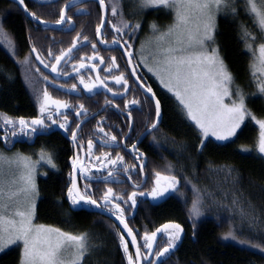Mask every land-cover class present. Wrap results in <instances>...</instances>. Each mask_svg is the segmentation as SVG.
<instances>
[{
	"label": "snow or ice",
	"instance_id": "obj_1",
	"mask_svg": "<svg viewBox=\"0 0 264 264\" xmlns=\"http://www.w3.org/2000/svg\"><path fill=\"white\" fill-rule=\"evenodd\" d=\"M17 2L23 6L24 11H28L24 0H17ZM99 3L103 8L104 0H99ZM136 7L140 11L164 9L173 13V22L165 30L160 31L155 22L149 25L154 32H158V35L155 36L156 53L154 66L148 67L146 63L144 66L148 67V71L153 72L164 88L176 97L186 118L198 130L197 151L202 152L207 147L210 137H214L216 141H229L230 138L237 135L238 129L241 128L247 118L259 126L256 151L260 158L264 159V118H258L247 106L249 94L245 93L243 88L236 83L235 76L225 63L220 48L217 46V15L223 12L226 15L238 17L240 13L238 0H137ZM118 8V2L112 5L113 16L118 14ZM243 11L252 20L255 30L241 23L239 38L243 42L246 52L253 57V62L250 64L251 76L257 92L264 96V0H243ZM28 14L40 23H45L35 12ZM120 14L122 15V13ZM66 19L71 23L72 18L66 16L65 10L61 9L59 20L56 23H63ZM103 24L104 21H102L101 26ZM112 28L116 33L111 42L112 45L123 49V55L127 58V65L131 68L130 74L139 81L140 77L136 75L138 65H133L132 59L135 54L132 50L134 46L130 41L136 32L142 28V22L133 23L122 18L120 24H112ZM96 34L98 36L101 34L100 26L97 27ZM77 36L78 39L73 41L70 48L62 50L60 55L54 57L55 63L45 64L39 54H37L36 59L44 67L50 66L53 73L68 76L69 73L67 72H58V65L76 49L78 43L88 40L85 36L83 41H80V34ZM125 36L128 39H124ZM0 40H3L7 45L10 55L15 57L17 55L16 46L3 30L2 24H0ZM104 42L106 43V41ZM92 48L93 56L82 57V61L96 58L98 55L96 45L92 44ZM31 51L35 53L37 50L33 46ZM48 55L52 56L51 50H49ZM29 59L26 57L23 61L16 62L27 64ZM100 60L103 62L102 57ZM140 63H144L143 58H141ZM86 67L87 65L81 62L78 66L73 65V71L79 74L80 70ZM95 67L96 65L93 64L92 68ZM113 70L119 71L114 56L111 57V63L106 71L111 73ZM8 78L11 79V76ZM47 79L44 77L45 81ZM112 79L124 88L123 95H126L128 80L125 78V74L121 72L119 75L113 76ZM79 83L89 93L97 88V84L102 85L108 92H112V89L108 88L107 83L99 75L92 82H86L84 76L80 75ZM140 86L145 87L143 84ZM59 87L63 88L64 86L60 85ZM76 87V84L71 86L72 90H76ZM113 95L115 96L117 93H113ZM37 99L39 116L30 120L24 117L12 118L7 114L0 113V131L3 132L0 140L6 146L14 145L17 142L16 138L20 136L31 139L37 135L47 134V130L52 125H58V128L62 129L64 133L70 134V142L74 148L83 149L85 146L78 138L82 124L76 123L75 128H73L72 123L74 121H70L66 112L62 111L70 109L69 103L54 99L47 88L43 90L42 96ZM145 99L154 102L157 119L150 125V131H155L162 117L161 101L156 98V94L150 86H146ZM106 103H111V101H106ZM138 104L140 101L133 99L125 103V108ZM72 110L75 111L77 120L87 111L83 104ZM127 116L131 120V111H128ZM98 132L107 137L103 141L105 145H111L117 140L115 135L106 133L103 127H99ZM93 146V140L89 139L86 152V157L89 160L93 157ZM132 150L137 151L135 144L132 145ZM241 150L250 152L248 148L242 147ZM136 159L140 161L138 170L143 173L145 161L142 154H138ZM123 161L124 157L119 153L113 158L111 153L105 152L95 157V164L88 166L81 159L79 152H76L70 158L72 172L69 174L71 183L67 186V198L74 208L82 205L103 207L107 209L108 214L116 217L119 224L123 226L118 236L120 247L127 258V264H166L168 256L174 253L178 244L182 242L183 226L180 223L167 222L155 228L154 231H145L142 236L144 249L142 252L141 245L137 242V236L133 234V229L128 226L125 209L121 207V203L134 208L137 204V196L147 195L156 200L164 197L170 191H178L180 181L176 175L155 171L151 191L148 193L133 191L127 200L114 194L113 189L109 187L101 198L102 205L89 194V184L84 185L83 192L80 189L78 178L92 179L90 173L92 168L97 165H99L97 171L115 168L116 171H108V175L103 179L105 182L119 183L117 176L120 168H123V172L126 174L137 169V165L129 166ZM40 166H49L53 170L57 169L52 154L43 148L39 152L38 160H33L31 156L19 152L11 157L0 152V253L5 252L11 246L22 245L20 264H83L86 256L91 254L87 233L72 234L58 228L34 223L36 201L39 198L36 176ZM221 171L224 173L225 180H231L233 185L239 184L240 176L233 177V173L236 171L234 168L228 167ZM128 179H131V175L128 176ZM193 191L197 193V198L193 200L192 207L189 209L190 219L202 215L201 205L205 195L195 186H193ZM206 194L212 196V193ZM227 195L228 193H225V197ZM213 202L219 206L228 207L220 201ZM245 204H247L246 201L242 202L235 192L232 193L231 207L239 211L241 230L245 223L249 230H252L259 223V219L255 208L251 205L245 208ZM124 230H126V235L131 237V244L135 246L134 255L129 252V241L125 239ZM196 232V224L193 223V238H195ZM158 236L166 238V243L163 246L158 243ZM223 239L236 240L241 245H251V247L264 253V246L261 244H252L250 240L238 239L235 229H230L229 232L225 233ZM65 252H70V256L66 257Z\"/></svg>",
	"mask_w": 264,
	"mask_h": 264
},
{
	"label": "trees",
	"instance_id": "obj_2",
	"mask_svg": "<svg viewBox=\"0 0 264 264\" xmlns=\"http://www.w3.org/2000/svg\"><path fill=\"white\" fill-rule=\"evenodd\" d=\"M61 3L40 5L27 2L26 5L28 12H35L41 20L48 21L57 18ZM238 8V17L223 12L217 16V46L235 76L236 83L249 94L247 106L258 118H264V96L256 90L250 70L252 58L239 38L241 23L252 30H255V26L243 11V0H238ZM0 13V24L14 42L17 53L12 57L7 45L0 40V113L12 118L24 117L30 120L38 113L37 96H42L41 80L32 75L43 66L36 59L37 54L41 59L49 57L48 50L53 45L59 49L60 54L62 50L70 48L75 39L70 31L57 34L54 30H38L32 27L30 48L24 50L27 46L26 18L14 4L5 5L3 0H0ZM142 18L146 25L158 21L163 24L171 20V16L166 15L164 9L145 10ZM145 32H148L146 26L143 33ZM33 46L37 50L35 53L31 51ZM26 57L30 58L29 63L16 62L23 61ZM157 91L161 101L162 121L159 141L154 143L153 149L148 150L146 168L153 179L150 182L154 181L152 170L156 169L165 174L176 175L180 183L178 191H171L168 197L158 202L137 200V220L135 219V224L127 222L132 228L136 227L134 230H137L136 234L141 237L142 244L145 231L150 232L165 222L173 221L183 226L182 242L168 256L166 264H264V253L259 249L248 244L241 245L236 240L223 239L225 233L235 229L238 239L250 240L252 244L264 246V159L256 151L257 125L246 118L235 137L222 143L209 139L207 147L202 152L197 151L198 130L188 121L168 91L163 88ZM2 135L3 132L0 131V136ZM4 145L0 140V150L19 151L34 159L43 148L52 154L57 165L55 170L49 166L39 167L36 222L72 234L87 233L91 254L86 256L83 264H127L126 255L119 244L116 225L99 214L71 206L66 195L69 186L66 165L70 148L68 141L60 133L53 132L49 136L38 137L31 145ZM242 147L250 149V152L242 151ZM228 167L236 170L233 177L240 176L239 184L233 185L231 180H225L221 170ZM193 186L205 195L201 205L202 215L190 219L189 209L197 198ZM111 188L118 196L125 194L119 193L114 186ZM233 192L242 202H247L245 208L249 205L255 208L259 223L252 230H249L246 223L241 230L239 211L231 207ZM206 193H212V196ZM225 193H228L227 197ZM122 197L127 199L126 195ZM213 201H220L228 207L219 206ZM126 209H130L129 205ZM193 223L197 228L195 238L192 234ZM164 242L163 236H159L160 246ZM129 252L132 254L130 247ZM0 264H20L19 248L11 247L0 253Z\"/></svg>",
	"mask_w": 264,
	"mask_h": 264
},
{
	"label": "flooded vegetation",
	"instance_id": "obj_3",
	"mask_svg": "<svg viewBox=\"0 0 264 264\" xmlns=\"http://www.w3.org/2000/svg\"><path fill=\"white\" fill-rule=\"evenodd\" d=\"M3 2L5 5L8 6L9 4H14L26 18L25 25L27 46L24 48V50L30 48L31 43L29 41V37L31 34L30 31L32 27L38 30H54V32H56L57 34H62L65 31H70L71 35L75 40L78 39L77 34H80V41H83V37L85 36L88 38L87 42L78 43L76 49H74L68 56H66L62 60L61 64L58 65V72H67L69 73L68 76H64L62 74L57 75V73H53L51 71L50 66L44 67V65L42 66V68H40L39 71L32 73L35 78H39L41 80L42 93L43 90L47 88L48 92L52 95L54 99L64 100L69 103V105L71 106L70 109L62 111L66 112V114L69 116L70 121H74L72 123L73 128H75L76 123L82 124L81 129L78 132V138L79 141L82 142L85 147L83 149L74 148L70 142V134L64 133L62 129L58 128V125H52L51 128L47 130V134L37 135L31 139L25 136H20L16 138L17 142L14 145L9 144V146L14 147L17 144L31 145L38 137H46L53 132H58L69 143L70 150L67 156L66 165L69 185L71 183L69 174L72 172L70 158L76 152H79L81 159H83L85 164L88 166L95 164L96 156H100L103 153L108 152L111 153L113 158H115L116 154L119 153L124 157V164H127L129 166L137 165V169L131 173L126 174L123 172V168H120L117 176V179L120 181L119 183L114 181L105 182L103 178L108 175V171H116V169L109 168L108 170L97 171V169L99 168V165H97L95 168H92V172L90 173L92 179L83 180L78 178V183L82 192L84 191V185L89 184V194H91L93 198L96 199L98 203L102 205L103 201L101 198L103 197V194L107 190V188L111 186L117 188L119 193H125L119 196L126 195L127 199L133 191H149L152 188L154 181L150 182V180L153 179H151L150 177L149 169L146 168L148 160V150L150 148L153 149L154 143L159 141V128L161 126L162 117L159 121L158 128L155 131H149L143 136V134L150 129V125L156 120L154 102L146 101L145 90L146 86H150L153 89V92H155L156 98L159 99L157 90L162 87L151 75H149L144 70L138 57V48L140 42L142 41L144 26L148 28L149 24H144L142 18V14L144 11L140 13L135 12V7L133 3H135L136 0H104V4L107 10L106 19L101 30V34L99 36L96 34V29L98 26L101 27V23L103 20V10L100 4L95 0H56L49 3H39L34 0H24L25 5L27 2L40 5H55V3L57 2H62L61 9H64L66 7V16H70L72 20L71 23H69L66 19L63 23H61L59 27H46L30 20L25 15L23 10L19 7L17 0H3ZM117 2L119 3L118 14L116 16H113L111 12V7L114 3ZM8 11V13H10V10ZM59 13L60 11L58 12V14ZM120 13H122V15ZM122 18L125 20H130L133 23L137 21L142 22V28L138 32H136V34L132 37V40L130 41V43H132L134 46L132 50L135 54L132 59L133 65H138L136 67V75L140 77L139 81H137L136 78L130 74L131 68L127 65V58L123 55L122 48L110 47L112 45L111 42L113 40V37L116 36V33L112 28V24L119 25ZM57 20H59V15L55 20H48L45 21V23L56 24ZM124 39H128V37L125 36ZM104 41H106V43ZM92 44L96 45V52L98 55L94 60L85 59L82 61V57L93 56ZM54 47L55 46L53 45L51 49L52 56H49L47 58L43 57L45 64L51 65L52 63H55L54 57L60 55L59 49L57 47H55L54 49ZM113 56L116 57V61L119 66V71L113 70L111 73H109L106 70L109 68V65L111 63V57ZM101 57L103 58V62H101L100 60ZM81 62H84L87 67L85 69H81L79 74H77L75 71H73V65L78 66ZM93 64L96 65L95 68H92ZM89 69H91V71H89ZM121 72L125 74V78L128 80V91L126 95H123L124 88L121 85L116 84L115 81L112 79L113 76L119 75ZM80 75L84 76L86 82L94 81L95 77L99 75V77L103 79L105 83H107L108 88L112 89V92H108V90L102 85L97 84V88H95L92 93H89L86 89L83 88V85L79 83ZM44 77L48 78L47 81L44 80ZM73 84H76V90H72L71 86ZM141 84H143L145 87H141ZM60 85H63L64 87L60 88ZM113 93H117V95L114 96ZM133 99L139 100L140 104L132 105L129 108H125V103ZM106 101H111V103H106ZM80 104H83L84 108L87 111L86 114L80 116L79 120H77L75 111L72 109L78 108ZM128 111H131V120L128 119ZM37 116H39V105L38 113L35 117ZM60 119L62 120V117ZM98 122L100 123L98 124ZM99 127H103L106 133L110 135H115L117 138L116 142L112 143L111 145H105L103 141L107 139V137L103 136V134H99ZM89 139L93 140L94 145L93 157L91 160L86 157L87 141ZM133 144L136 145V152L132 150ZM138 154H142L143 159L145 161L143 173H140L138 170V166L140 163V161L136 159V156ZM155 171L157 170L155 169ZM155 171L152 170L153 173ZM129 175H131L130 180L128 179ZM170 193L171 191L167 193L162 199L168 197ZM137 200L151 201L148 197L142 196H137ZM151 202L155 203L158 201ZM126 206L127 205L125 204H121V207L125 209L126 221L135 224V219L137 215L136 206L134 208L130 207V209H126ZM74 209H81L88 212H94V214H99L93 210L91 205H82ZM130 228L132 227L130 226ZM135 228L132 229L135 235L137 236L138 242L141 245V251L143 252L144 249L141 237H138V235L136 234L137 230H134ZM154 230L155 229L151 231ZM138 233L141 235V231H139Z\"/></svg>",
	"mask_w": 264,
	"mask_h": 264
},
{
	"label": "rangeland",
	"instance_id": "obj_4",
	"mask_svg": "<svg viewBox=\"0 0 264 264\" xmlns=\"http://www.w3.org/2000/svg\"><path fill=\"white\" fill-rule=\"evenodd\" d=\"M133 3V2H132ZM136 3H137V0H136V2L135 3H133V5H134V7H135V12L137 13H140V12H142V11H140V10H138L137 9V7H136ZM164 13H166V15L167 14H169L170 16H171V20L168 22V23H163V24H161V21H158L157 23H156V25H157V27H158V29L160 30V31H163V30H165L166 29V27L168 26V25H170L172 22H173V13L171 12V11H169V10H164ZM219 15V14H218ZM217 15V16H218ZM163 22V21H162ZM156 35H158V32H154L150 27H148V32H145V33H143V37H142V41L140 42V44H139V48H138V57H139V60L141 61V58H143V60H144V63H141V65H142V67L144 68V70L149 74V75H151L158 83H159V85L162 87V88H164V86L160 83V81H159V79L157 78V76L156 75H154L153 74V72H149L148 71V67H153L154 66V57H155V53H156V44H155V36ZM251 58H252V62H253V57L251 56ZM147 64L148 65V67H145L144 66V64ZM166 91H168L166 88H164ZM169 92V91H168ZM172 96H173V98L175 99V101L177 102V104L179 105V101L176 99V97L171 93V92H169ZM226 102H228L227 100H226ZM179 107L181 108V106L179 105ZM184 113V112H183ZM186 116V115H185ZM189 121V120H188ZM190 123H192L191 121H189ZM254 124H255V122L254 121H252ZM193 124V123H192ZM194 125V124H193ZM257 127H258V137H259V126L257 125ZM239 130V129H238ZM209 139H212V140H214V141H216L215 140V138L214 137H210ZM231 139V138H230ZM216 142H219V143H222V142H226V141H216ZM257 143H258V138H257ZM0 152H2V153H4L6 156H9V157H11L13 154H15V153H17V152H19V151H2V150H0ZM19 153H21V152H19ZM23 154V153H22ZM25 155V154H24ZM27 156V155H26ZM33 160H38L39 159V155H37V157L34 159V158H32ZM45 167H48V166H45ZM39 167H38V169H37V176H36V183H37V177H38V174H39ZM153 187V186H152ZM151 191V189L149 190V191H144V193H148V192H150ZM167 194V193H166ZM165 194V195H166ZM164 195V196H165ZM142 197H148L151 201H159V200H161L163 197H161V198H159V199H156V200H153L150 196H147V195H145V196H142ZM168 222H173V221H168ZM34 223L35 224H37V225H44V226H47V227H52V228H56V227H54V226H51V225H46V224H41V223H38V222H36L35 221V217H34ZM165 223H167V222H165ZM177 223V222H176ZM63 231V230H62ZM64 232H66V231H64ZM163 239L165 240V242H166V238L165 237H163ZM165 242H164V244H165ZM11 247H18L19 248V251H20V260H21V250H22V245L21 246H11ZM10 247V248H11ZM70 252H65L64 253V255L66 256V257H68V256H70Z\"/></svg>",
	"mask_w": 264,
	"mask_h": 264
},
{
	"label": "water",
	"instance_id": "obj_5",
	"mask_svg": "<svg viewBox=\"0 0 264 264\" xmlns=\"http://www.w3.org/2000/svg\"><path fill=\"white\" fill-rule=\"evenodd\" d=\"M34 1H37V2H39V3H49V2H53V1H56V0H34ZM95 1H97L98 3H99V0H95ZM19 4V3H18ZM100 4V3H99ZM19 7L23 10V12L25 13V15L30 19V20H32V21H34V22H36L37 24H40V25H42V26H46V27H59L60 25H61V23L60 24H58V23H56V24H49V23H40L39 21H37V20H35V19H33L28 13V11L26 12V11H24V8H23V6H21L20 4H19ZM64 10L66 11V7L64 8ZM102 10H103V20L102 21H104V23H105V19H106V6H105V4H104V7L102 8ZM104 25V24H103ZM102 28H103V26H101L100 27V31L102 30ZM110 47H114L113 45H111ZM123 50V49H122ZM145 93H146V90H145ZM147 95H150V94H147ZM157 119V118H156ZM150 131V129L149 130H147V132H145L144 134H143V136L146 134V133H148ZM92 208H93V210L96 212V213H99L100 215H102V216H104V217H107V218H109L115 225H116V227L118 228V230H119V232L123 229V226L122 225H120L119 224V221L116 219V217L114 216V215H111V214H108V212H107V210H105V209H103V208H97L96 206H92ZM129 226V225H128ZM130 227V226H129ZM124 233H125V239L127 240V241H129V247H130V249H131V251H132V253H133V255L135 254V246H133L132 244H131V237H129V236H127L126 235V230H124ZM133 234L135 235V233H134V231H133ZM159 237V236H158ZM137 242H138V239H137ZM138 244H139V242H138Z\"/></svg>",
	"mask_w": 264,
	"mask_h": 264
}]
</instances>
